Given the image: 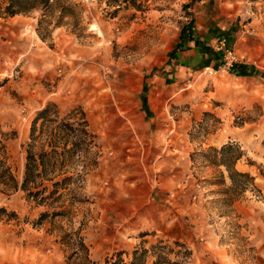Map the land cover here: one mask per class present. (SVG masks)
<instances>
[{"label": "rangeland", "instance_id": "1", "mask_svg": "<svg viewBox=\"0 0 264 264\" xmlns=\"http://www.w3.org/2000/svg\"><path fill=\"white\" fill-rule=\"evenodd\" d=\"M203 1L52 0L9 16L0 0V159L21 181L30 151L40 172L0 184V264H88L81 239L93 264L136 248L149 264H264V0ZM192 17L230 26L234 67L255 71H178ZM229 142L255 187L227 188L212 148ZM151 183L178 224L146 212Z\"/></svg>", "mask_w": 264, "mask_h": 264}, {"label": "trees", "instance_id": "2", "mask_svg": "<svg viewBox=\"0 0 264 264\" xmlns=\"http://www.w3.org/2000/svg\"><path fill=\"white\" fill-rule=\"evenodd\" d=\"M33 3L27 5V0H7V3L4 7V13L9 16H13L15 14L19 13H25L29 9H34L38 5H43V6H49L50 2L52 0H32ZM186 26L182 25L181 27V34L180 37L184 34V31L186 28H188V31L191 33L192 31V26H193V20L190 19L188 23L185 24ZM204 51L208 53V57H212V55H216L214 50H210L209 47H204ZM230 71H233L235 73H247L248 71L244 69H236L232 68ZM47 109L46 107H43L40 111L39 114H43ZM3 145V144H2ZM0 145V146H2ZM214 151H216L219 155L217 158L218 163L222 164L225 166V169L227 171V176L229 177L231 183L227 187L228 189H234V190H240L244 191L248 187H255L253 179L254 177L248 172V171H242L239 170L235 167V161L237 158L240 156V150L235 146L233 143H224L221 145L219 149L213 147L212 148ZM41 161H42V154H40ZM27 161L25 163V170L23 174V178L21 181L17 178L15 173L12 171L11 167L9 165H5L3 161L0 159V184L4 185V187L8 190H16L18 188H26V185L28 182L33 183L36 177L40 174L39 171H37V158L34 156V154L30 151L27 152L26 155ZM3 187V186H2ZM0 187V190H3L4 188ZM81 249L84 254V258L88 261V264H93L94 261L91 260L88 256V249L84 241L81 239L79 241ZM147 249L142 248L139 250L138 248L133 250V257L132 259L127 262L119 254L112 260H105V264H149L146 262L145 259V253ZM78 250H73L72 253H77ZM162 256L158 253H156V258L152 261L151 264H158L159 261L161 260Z\"/></svg>", "mask_w": 264, "mask_h": 264}, {"label": "crops", "instance_id": "3", "mask_svg": "<svg viewBox=\"0 0 264 264\" xmlns=\"http://www.w3.org/2000/svg\"><path fill=\"white\" fill-rule=\"evenodd\" d=\"M208 3H211L213 0H205ZM223 6H232L231 0H223ZM199 2H204L203 0H199ZM222 6V5H221ZM227 7V11H229ZM195 18V17H194ZM193 19V17H192ZM184 27L186 26L183 24ZM182 27V26H181ZM230 26L226 28L225 24H219L218 26H211L210 24H205L203 21L196 24L195 19H193V26L191 33L188 31V28L184 31V34L180 37L181 30L179 32V37L177 40V45L179 47V50L177 51V55L173 57V60L175 61V68H203L205 66H213V67H220L222 64V53L219 50H216L214 48V43L216 40L220 37H225L227 40L230 31ZM228 44V43H227ZM209 47L210 50H214L216 55H212V57H208V53L204 51V47ZM236 69H244L248 71L247 73H235L233 71H230L229 75L235 76V77H243L251 74L253 71H255V68L253 65H249L246 62H239L236 67ZM176 75L172 73H167L163 75V80H170L174 78ZM163 90H167V88L162 87ZM147 109H151V106L147 100ZM144 116H146V113H144ZM151 189V200L149 202V210L146 211L147 213H150V215H153L156 218H163V220H167L168 216L174 215L173 220L176 221V224H178V221H180V213L178 208V203L176 200H173L170 198L169 195H164L165 197L164 202H161L158 200L159 198H156L157 189H155V185L153 183L150 184ZM165 189L169 190L170 188L166 187ZM171 191V190H170ZM155 198V199H154ZM136 201L130 200L128 198L127 200V206L128 211L131 213L132 206H135ZM171 204V205H169ZM181 225V222H180Z\"/></svg>", "mask_w": 264, "mask_h": 264}, {"label": "built area", "instance_id": "4", "mask_svg": "<svg viewBox=\"0 0 264 264\" xmlns=\"http://www.w3.org/2000/svg\"><path fill=\"white\" fill-rule=\"evenodd\" d=\"M214 48L222 53V64L220 67L231 70L237 62V56L234 50L227 45L225 37L218 38L214 43ZM203 68L208 69L210 67L205 66Z\"/></svg>", "mask_w": 264, "mask_h": 264}]
</instances>
